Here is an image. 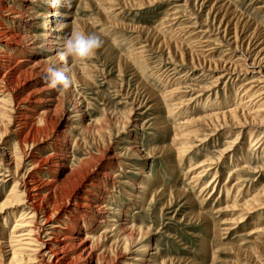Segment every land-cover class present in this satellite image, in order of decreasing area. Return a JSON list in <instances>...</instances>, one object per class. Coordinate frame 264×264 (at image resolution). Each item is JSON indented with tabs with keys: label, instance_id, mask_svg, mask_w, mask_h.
<instances>
[{
	"label": "rangeland",
	"instance_id": "obj_1",
	"mask_svg": "<svg viewBox=\"0 0 264 264\" xmlns=\"http://www.w3.org/2000/svg\"><path fill=\"white\" fill-rule=\"evenodd\" d=\"M50 5L51 0H0V57L28 63L0 87V147H6L0 163L12 166L0 167L6 175L0 182V263L40 264L23 250L38 220L31 216L27 223L31 209L11 197L21 190L15 163L27 162L25 133L17 125L25 104L37 119L30 129L47 128L33 151L69 156L67 167L43 172L51 179L49 170H57L58 180H68L57 204L65 202L63 191L93 170L78 191L92 197L91 205L57 215L61 229L86 241L76 254L93 244L106 222L132 233L131 250L116 264H264V0ZM53 10L60 13L50 26L62 27L49 37L46 15ZM73 31L98 36L101 46L87 59L55 61L72 84L50 89L44 79L50 64L41 55L61 52ZM169 40L179 45L168 47ZM49 44L53 49L46 50ZM239 59L247 70L239 72ZM5 70L0 67V78ZM45 110L47 118L38 119L34 111ZM52 127L56 131L48 135ZM104 173L113 179L104 180ZM103 203L105 213L97 212ZM122 237H115L116 252ZM94 246L87 264L101 255L102 247Z\"/></svg>",
	"mask_w": 264,
	"mask_h": 264
},
{
	"label": "bare ground",
	"instance_id": "obj_2",
	"mask_svg": "<svg viewBox=\"0 0 264 264\" xmlns=\"http://www.w3.org/2000/svg\"><path fill=\"white\" fill-rule=\"evenodd\" d=\"M221 8H222V6H221ZM218 9H220V8H218ZM59 13L60 12H58L57 10H53V11H49L46 15V17L48 18L47 24H49V28L46 29L45 34L49 37L54 36V34L58 30H60V28L62 27L60 22H57V25H55V26L54 25L50 26V24L54 22L55 15H57ZM21 14L22 13L19 12L18 15H21ZM27 18L31 19V20L33 19L32 16H27ZM238 19H239V17H237L236 25H238L240 23V21H239L240 19L239 20ZM229 22H230V20L228 21V23ZM245 25L249 26L248 24H246V22H245ZM2 27L3 26H1V28ZM3 31H6V30L4 29ZM199 32H202V31H199ZM203 35H204V33H201V36H203ZM251 35H254V33H252ZM5 36H6V34H5ZM255 36L257 37V34H255ZM6 38L11 40L12 38H16V35H10ZM61 38H62V36H61ZM235 38L237 39L238 36H236ZM165 45L168 47L176 45L175 47H177V45H179V44L173 40H171V41L169 40V41H165ZM47 46L48 47L46 48V50L53 49L51 44H49ZM235 46H237V45H235ZM248 50H249V48L245 49V51H248ZM59 55H60V52L55 54V56H53V57L46 58L48 55H47V52H44L41 55V57H43L45 59V60H43V63L53 64L55 61L60 60ZM9 56H11V55H9ZM2 58H4V56L0 57V67H3L6 70L1 75L2 77L0 78V87L2 85H6V83L9 82L8 81L9 79L12 80L11 78H16L15 75H19L18 74L19 71H21V69H23V68H27V66H28L26 59H21L19 61H15V63H14L11 60L12 57H11V59H7V61H6V59H2ZM8 58H10V57H8ZM40 60H42V59H40ZM40 60H39V62H37L38 64L39 63L42 64V62ZM245 63H246V61L241 62L240 59L237 60V64H239V65L242 64L244 67V68L240 67L239 72H241L243 70H247V68H245V65H244ZM252 63L254 64L255 60ZM258 63H261V62L259 61ZM260 82L261 81L259 78V83ZM248 90H249V87L247 88V91ZM3 92H4V90H3ZM22 105H23L22 106L23 111H21L19 113V117H18L19 119L17 121V123H18L17 125H18V129H20L19 130L21 132L20 134L25 133L24 135L26 137V141H24V143H25L24 149H26V148H28V149H27V152L26 151L23 152L24 153L23 156H26L27 162L22 160V161L15 163L16 169L14 172V176L17 175V182L16 183H17V186L21 187V190H19L18 192L12 193L11 197H13L14 200L19 203V205L24 206V209H28V208L31 209V212H28V213H31V215L24 216V219H27V223H30L31 216H32V219H34L36 221L38 220V223H39V226L34 227L32 230V232H33L32 238L33 239L28 240V242L25 243L26 245L24 246L25 248L23 250L31 251L33 259L36 260L40 264H87L86 259L88 257H90L93 250L96 249L94 246V243H95V244L99 245V247H102L101 255H100L99 259L96 260V264H116L118 257L126 254L127 251L131 250V246H132L131 245L132 239H130V237H132L131 236L132 233L125 232V230L120 227L119 223H115L114 225L110 226V225L106 224L104 219H100L99 222H102V223L105 222V225H103V228L101 227L103 230L96 237L93 244H91L89 247H85V249H89L86 256H84L85 249L83 250V252L76 254V248H78L77 246H79V247L84 246V244H86V241L84 239L79 238L78 235H74L73 233H71V231L63 230L60 228L58 223L61 222L62 216L57 217V215L62 214L61 213L62 210L66 211V214L71 216L72 215L71 213H73V212L75 214H78V212L86 211L87 207H89L91 205L90 201H91L92 197H90L89 194H80L78 191H79L80 187L83 185L84 181L88 177H90L93 170L90 171L89 174L87 173L86 175H84L83 178H82V176H80L81 177L80 181H78L77 184L74 183L75 185L71 188L70 191H63L62 193L65 192L63 195H66L65 199H64L65 202H64V204L63 203L57 204L55 198L58 195V193H60L59 191L63 190V188L66 185V181H68V180H66V181L64 180L65 182L58 180L57 175H55L57 173V170H49V171H51L50 176L53 177L51 179L44 177L43 172H44V169L47 167H49V168L53 167L54 169H56L55 167H67L66 164H67L68 160L66 157L68 155L65 157H61V156L57 157V156L51 155L52 154L51 153L50 156L46 157V155L44 154L45 155L44 156L41 151L40 152H34L33 151L32 148H34L35 145L37 144V142H39V137L37 138V135L40 134V132H44L47 128H45V129H43V128L42 129H34L33 128L34 130H31L30 127L33 126V125H31V122H33L34 119L35 120H37V119L34 118L35 117L34 115H32V111H31L32 109L27 107L25 104H22ZM82 109H83L82 107L79 108V112L76 114L77 117L81 115ZM34 112H35V114H37L38 119L44 120L47 118V111L46 110L41 111V112H39V111H34ZM77 120H80L79 117ZM53 129L54 128L52 127V130L48 133V135H50V133H52V132L54 133L56 131V129H54V130ZM84 131L87 132L88 129L85 127ZM59 134H63V131L60 132ZM56 139H58V138L56 137ZM5 149H6L5 146H1L0 147L1 153H3L5 151ZM8 163L9 162L2 159L1 163H0V167L2 164H5L6 168H8V170H10L12 168V166ZM26 163H27V165H29V167H27L25 170H23ZM5 176L6 175H0V182L3 180V178ZM108 178L113 179V177L111 176L110 173H104L103 179L108 180ZM102 188L104 191H107V193H109V194L112 193V190H110L106 187H102ZM77 192L79 193V195ZM88 192H90V191H88ZM237 192H239V191L237 190ZM74 196H75V199L73 202V206L70 208L69 203H70L72 197H74ZM106 205H107V203L97 205L95 210L97 212L102 211L101 213H105L103 210L105 209ZM96 216H98V213ZM64 218H65V216H64ZM64 221H67V220L64 219ZM66 225H67V223H66ZM94 227H96L95 224H94ZM44 232L46 234L45 239H43V237H42V233H44ZM111 233H112L111 237L107 238L108 234H111ZM121 234L123 236L122 237V239H123L122 250L120 249L121 251L116 252V245H118V243H117V239H115V237L119 238L121 236ZM111 239H113V240H111ZM109 240H111L110 245L104 244L105 241H109ZM77 241H79V243ZM1 243L2 242H0V245H1ZM29 246H33V247H29ZM104 251L106 253L110 254L108 259H106L107 258L106 253L103 255ZM113 251L115 254H111V252H113ZM12 253H13V255L16 254L15 251H13ZM12 257H14V256H12ZM135 260H138V259H135ZM242 263H246V261H243Z\"/></svg>",
	"mask_w": 264,
	"mask_h": 264
},
{
	"label": "clouds",
	"instance_id": "obj_3",
	"mask_svg": "<svg viewBox=\"0 0 264 264\" xmlns=\"http://www.w3.org/2000/svg\"><path fill=\"white\" fill-rule=\"evenodd\" d=\"M50 6L54 8L64 6L63 0H51ZM100 46L101 41L98 36L73 31L65 37L59 59L60 61H66L69 58L87 59L93 56ZM44 79L48 88L57 91L67 90L72 84L70 76L66 75V70L52 64L45 69Z\"/></svg>",
	"mask_w": 264,
	"mask_h": 264
}]
</instances>
